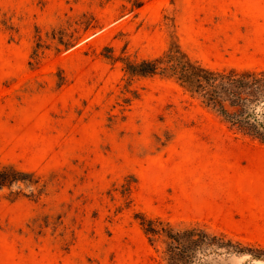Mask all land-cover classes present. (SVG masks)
Listing matches in <instances>:
<instances>
[{"label": "rangeland", "instance_id": "374dc122", "mask_svg": "<svg viewBox=\"0 0 264 264\" xmlns=\"http://www.w3.org/2000/svg\"><path fill=\"white\" fill-rule=\"evenodd\" d=\"M142 1L0 0V264H264V142L106 57L264 70V0Z\"/></svg>", "mask_w": 264, "mask_h": 264}, {"label": "trees", "instance_id": "16d2710c", "mask_svg": "<svg viewBox=\"0 0 264 264\" xmlns=\"http://www.w3.org/2000/svg\"><path fill=\"white\" fill-rule=\"evenodd\" d=\"M128 1H131L132 8H139L143 2ZM33 54L32 57L37 61V50ZM106 57L122 62V69L128 78L127 84L135 76L157 74L173 78L191 97L197 98L206 107L216 110L238 133L264 142V111L256 110L264 102V70L234 67L218 70L207 67L183 51L176 40H173L161 55L140 61L128 57L116 58L112 55ZM30 64L32 65V62ZM21 174L25 172L15 169L11 164L2 165L0 188L7 181L18 180ZM137 218L142 231L150 241L153 240L152 236L172 237V234L166 231L165 226L168 223H164L160 218L153 220L142 214ZM187 233L192 235V230ZM173 240L178 242V239L173 238ZM189 241L194 242L193 239ZM215 242L212 240L209 244L214 243L216 247H226L231 250L230 240L227 243Z\"/></svg>", "mask_w": 264, "mask_h": 264}]
</instances>
